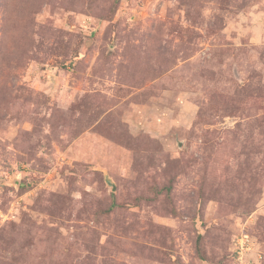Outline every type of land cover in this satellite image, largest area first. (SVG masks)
<instances>
[{
    "label": "rangeland",
    "instance_id": "374dc122",
    "mask_svg": "<svg viewBox=\"0 0 264 264\" xmlns=\"http://www.w3.org/2000/svg\"><path fill=\"white\" fill-rule=\"evenodd\" d=\"M0 264H264V0H0Z\"/></svg>",
    "mask_w": 264,
    "mask_h": 264
}]
</instances>
